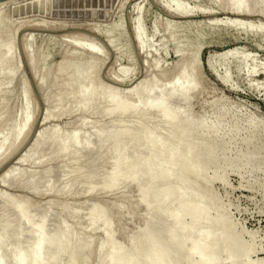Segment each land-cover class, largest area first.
<instances>
[{
    "label": "rangeland",
    "instance_id": "obj_1",
    "mask_svg": "<svg viewBox=\"0 0 264 264\" xmlns=\"http://www.w3.org/2000/svg\"><path fill=\"white\" fill-rule=\"evenodd\" d=\"M172 3H176L184 12L179 16L166 12L163 5ZM232 3L236 6L237 0H0L1 264L2 262L4 264H18V255L21 258L20 260H22V264H31L32 245H34L32 235L38 226L35 223H39L37 221L39 218L40 220L42 218H44L42 220H45L43 225H41L42 221L39 220L38 228L41 226L42 228L40 229L42 230L45 225L44 230L40 231V234L43 235V240L46 237L44 240L46 245L43 244L45 246H42L43 250L39 253L40 258H42V260L39 258L40 264H69L70 260V264H99L100 256L98 255L107 254L111 249L110 247H117L116 245L119 244V241L121 245H124L122 246L123 249H126L125 252L123 250L124 254L126 253L125 255L122 252L119 255H123L122 258L130 259L133 263H140L143 258L142 254H144L142 252L150 247L151 251L157 250L155 252L152 251L154 254L159 252L161 258L158 253L157 256L159 258L156 257L159 260L161 259L163 264H173L174 262L175 264H180L181 261L182 264L186 262V264H192L195 258L187 255L185 257L184 255V253H188V241L184 243L180 241L182 244L178 243L181 245L177 243L178 245L175 244L174 246L176 249L174 247L170 249L167 247L168 243L165 242L166 240L162 237H157L156 234V229L166 223L168 210L165 208L167 204H174L172 207H175V205H178L177 202H184L181 200L176 202L178 194L181 192L180 187L176 188V190L172 189L171 193L169 192L166 195L169 198L174 193V197L170 198L171 200L163 196V191L158 192L157 190L158 196H156V191H154L155 193L150 191L152 196L149 192L145 193V196L149 194V197L146 198L148 199V202L146 201L148 205L144 200L145 206L140 199V192H138V188H144L143 185L147 186L146 177L141 175L143 173V168L141 167L139 168L141 171L136 170L137 173L135 172V175L137 178L134 177V179L136 178L142 187L140 185L137 186L138 182L136 179L134 180L136 182H126L122 176L118 181L120 183L118 185V187L120 186L119 188L114 187L107 190L101 188L98 184L99 180H97L98 183L97 181L89 180L90 174L97 175L99 173V177L102 178L106 176L108 174L107 162L112 158L114 160L115 156L117 157L115 159H122L125 156L126 160L130 159V161L125 160L126 162L133 160L135 162L136 158L144 159L148 156L143 155L144 153H152V149L150 150L145 144L143 145L145 139L139 136L137 127L134 130V127L130 126L124 131L121 127H116L114 130L111 128L112 124L117 121L122 120L121 122L128 123V121L138 120L137 115H130L132 112L130 113L126 103L129 99L130 101L137 100L138 102L136 101L135 103H139L141 99L145 100L144 102L142 101L143 103L137 104L139 108L141 107L140 112H144L142 107H148L149 104L154 105L156 108L159 106L158 103H160L158 109H163L162 106L165 109L168 107L167 104H170V108L168 107L165 112L171 119L173 113L172 129L176 127V131L178 128L176 132L172 131L174 139L178 137V143L181 141L183 145L184 143L189 144V146L185 144L186 146L184 145V147L179 143L185 149L189 147L187 150L191 151V154H193L192 150L199 154L194 153L197 156L193 154L192 160L195 159V162L197 160L201 166L203 161L198 156L202 155V153L205 157L202 156L201 158L204 157L207 163L210 161L214 162H210L211 165L206 163L204 167L199 166L201 170L207 171V174H211L213 171L210 170L213 169L219 171L222 168V170H225L223 175L218 174L222 178L213 181L211 187L217 197L219 196V200L223 201L221 203H224L223 206L227 210L223 214L220 213L221 216L224 215L222 217L225 220H229L226 223L231 221L230 224H234L235 230L243 233V235L241 234L243 238L242 241L240 239L238 242V240L229 239L230 237L224 234L226 235L224 237L225 240L221 237L223 239L221 241H226L228 237L229 241L227 243L230 246L242 242L241 245L243 247L240 245L239 247L236 244V247L232 245L231 247L233 248H231L225 242V245L229 248V250H226L227 247L223 245L225 246L223 250L227 251L226 253L221 250L222 248H219V250L224 253L219 252L217 248V255L214 249H210L211 254L208 250L207 254L213 257H222L221 260L217 257L220 262H217L218 264H227L230 261L229 259L232 258L237 260L238 257L236 256L238 253L241 254L240 252L243 250H245L243 252L250 253L248 260L257 258V264L260 262V258H264V0H241L242 7L245 10L240 15L234 12ZM228 4L231 5L229 6ZM168 20L176 21L177 25H170L172 29H168ZM234 21L237 23H234ZM109 39L113 41V45L109 44ZM140 41L142 43L140 44L141 49L138 47ZM184 65L189 75L184 82L187 85H182L183 83L178 82L175 84V79L172 78H176L178 71H181L179 67ZM170 80L173 83L172 86L175 87L177 85L176 87L178 88L180 85L183 91H180V87L178 88L179 92H177L176 87L172 88ZM189 81H192L191 84L193 83L194 87L189 86V88H194L193 92L192 89L188 88ZM88 84V89H86L85 86ZM183 87L189 90H187L189 92L188 95L186 94L188 92L185 93L186 90ZM133 89L135 93L137 92L140 95L133 94L131 92L134 91ZM156 89L158 92H156ZM84 90L85 92H87L86 90L91 92V94L86 93L87 96L89 94V97L84 95L87 99L89 98L88 100L81 94ZM106 91L110 93L108 95L111 100H107L109 97L105 93ZM174 92L177 94L176 96H174ZM180 92L185 94L181 95ZM146 93L152 94L147 95ZM172 94L174 97H170ZM103 95L105 99H102ZM185 95L190 97H185ZM114 97L119 99L118 103L114 102ZM168 97H170L171 101ZM150 98H157L158 100L153 99L154 101H152ZM164 98L166 100L165 104L162 102ZM147 99H150L152 104ZM121 101H124L127 108L123 116H113V114L106 113L111 106L121 107L125 105ZM147 107L143 108L146 110ZM88 108H90L89 111L87 110ZM169 109L170 111H168ZM126 112L128 113L126 114ZM25 113L27 115L25 126L21 133L15 137L17 128L21 124ZM120 117L124 118L118 120ZM177 117L179 121L181 119L182 122L186 123L187 130L184 123L182 124V122L176 120ZM175 120L176 122L178 121L176 126H174ZM178 123H181L183 127ZM105 125H109L107 126L108 128H105ZM194 125L196 127L199 126V130L201 132L204 131V135H201L203 133L199 134L200 131ZM201 125L204 126L202 127ZM109 128L113 131L117 129L116 132L118 130L121 131L118 134L114 132L115 136H113V131L111 133ZM179 128H182L180 129L181 131ZM97 130L103 131L97 133ZM93 131L99 136L101 135V137L97 136L98 138L96 139L97 134ZM122 133L123 135H121ZM176 133L177 137H175ZM189 133H193V136L189 135ZM178 134L179 136L183 134V136L179 137ZM198 134L200 138H198ZM104 135L107 137H104L106 142L109 139L107 143L103 140ZM132 135L133 138L136 135L137 139L134 138L133 140L130 138ZM69 137L70 139L74 137L72 139L73 143L70 142L71 140L68 143ZM64 138L67 139V142H64ZM191 138L192 140H189ZM204 138H206V141L208 139L211 140L205 142ZM128 139L130 142L131 140L132 142L137 141L130 143ZM220 139H222V142ZM200 140H204L201 142L203 145L199 143ZM212 140H216L215 142L220 141L215 143ZM63 142L67 145L69 144L70 148H72L67 147V151V145ZM208 142L210 145L208 144L207 148ZM124 143L132 144L130 145L131 148ZM79 144L82 147H79ZM98 144L99 146L102 145L100 146L101 148L103 147L101 150L97 146ZM200 144L201 146H198ZM63 145H65V151L70 153H63ZM116 145L120 148V152L123 150L122 153H118V150L116 152L115 149L118 148ZM214 145L216 148H213L215 147ZM219 145L223 146V148L220 149ZM113 146L114 149L111 150ZM140 146L142 150H140ZM95 148H99L98 151H95ZM138 148L139 150H137ZM201 148H204L203 150L206 152L209 150L212 153L203 152ZM197 149L201 150V152L196 151ZM214 149L220 151L219 153L217 151L220 161L216 160L217 156L213 154L214 152L216 153ZM58 150L62 151L65 156ZM110 150L114 154L115 152L116 154H121V157L113 153L112 157H108L111 154ZM129 151L131 153L128 154ZM137 151L141 157L136 155ZM124 152L126 155L128 154V158ZM134 152L136 153L134 154ZM241 153H244V155L248 153L245 155L247 161L243 158L244 155L240 156ZM131 154V157H137L132 159L130 157ZM237 155L242 160L238 158L239 161L236 157ZM207 156L212 157L208 158ZM226 156L227 158H225ZM70 157L72 160H70ZM227 159L228 161H226ZM236 160L237 162H235ZM215 161L219 163H215ZM232 161L235 162V165H231L233 164ZM235 166H237V169ZM206 167L209 171L206 170ZM122 169L120 174H125L126 171L124 172ZM104 172H106V175ZM139 173L141 174L139 175ZM186 173L189 176L191 175L190 178L192 177V179L189 178L190 180H188ZM186 173L182 177V183L185 184L190 181V183L187 182L188 185L191 184L188 188L190 187L189 189H191L192 186L191 190L194 192V189L198 187L199 189L195 193L198 194L199 191V193H202L204 186L201 182L192 173ZM180 175L182 176L183 174L181 173ZM186 179L187 181H185ZM195 179L198 181H194ZM88 184H91L93 188L90 192L86 191ZM169 184L172 183L170 182ZM174 184L176 185L177 183H173V187L175 186ZM183 185L181 186L182 190H184L183 187L186 184ZM136 193L139 194L137 195ZM158 193L161 194L159 195ZM159 197L160 199H158ZM162 197L166 198V201H162ZM157 199L158 201H155ZM171 201H174V203ZM161 202H165L166 206L164 203L162 205ZM139 203L142 204L139 205ZM189 203L191 201H185L181 204L183 207L178 205L175 209L184 211L183 208L185 207L184 209H186L190 205ZM22 205H26L24 211L28 213L25 217L23 215L24 218H22L21 214L24 213L23 208H19ZM157 205L161 206V208H157ZM171 205L169 204L167 207L169 208ZM149 206L152 209L149 210L153 211L151 212L153 213L151 214L152 217L154 215L155 217L153 219L148 218V220L146 215L151 216L148 213L149 210H147ZM16 207L19 209L17 210ZM90 207H93V209ZM141 207L145 209H141ZM225 209L222 207V211ZM156 211H161L160 214L162 215L156 214ZM26 212L25 215L27 214ZM226 212L228 218L230 217L229 219L226 217ZM17 213L21 214V219ZM216 213L215 210L210 211L211 216ZM165 214L166 216L163 218ZM156 215H160L159 218ZM145 216L149 222L150 230H154L155 234L151 231L149 233L148 228L145 231L139 228L143 225ZM154 220L156 222L159 221L156 223ZM102 222H105V225ZM109 225L111 226L110 232L114 234L111 233L112 236L110 234V242L104 245L106 228ZM105 226L107 227L105 228ZM233 227L231 229H234ZM65 230H67V233L64 232ZM63 232L69 235L65 234L62 238ZM147 232L154 234L150 235L152 238H148ZM126 233H129V235ZM143 234L146 237L144 236L142 240H139ZM155 236L158 238L159 244H154L155 247L153 248L150 243ZM68 238L69 242L64 241L68 240ZM157 240L153 239V243L157 242ZM232 240L235 241L230 243ZM131 242L136 245L134 249ZM149 244L150 246H148ZM137 245L140 246V249ZM143 245H146L147 248ZM104 246L107 247L105 248L106 252L108 251L107 253L103 251ZM128 246L130 254L127 251ZM178 246L180 249L181 247L185 248V252L180 250ZM63 247L65 248L64 250ZM115 248H113L114 251L112 250L114 252L112 254L113 262L118 258ZM235 248L237 251H235ZM241 248H243L242 251ZM178 249L184 253L179 252ZM212 250L214 251L212 252ZM233 251L234 254L236 252L235 257L232 255ZM42 252L44 253V255L42 254L43 256H41ZM127 252L129 254L128 257ZM218 252L222 253V255L218 254ZM68 253L70 256L67 255ZM176 255L178 257L180 255V259L183 260L178 258L179 262ZM183 255L184 257L181 258ZM134 256L137 260L140 257L138 260L140 262L134 260ZM184 258L185 261L189 259L185 262ZM217 258L216 261L218 260ZM225 258H228L226 262L224 261L226 260ZM194 261L196 262V260ZM194 261L193 264H195ZM237 262L234 263L238 264ZM144 263L142 259L141 264ZM253 263L256 264L255 261Z\"/></svg>",
    "mask_w": 264,
    "mask_h": 264
},
{
    "label": "bare ground",
    "instance_id": "obj_2",
    "mask_svg": "<svg viewBox=\"0 0 264 264\" xmlns=\"http://www.w3.org/2000/svg\"><path fill=\"white\" fill-rule=\"evenodd\" d=\"M2 3V2H1ZM229 3V2H228ZM231 3V2H230ZM235 3V2H234ZM234 3H232V5L234 4ZM243 3V2H242ZM241 3V0H237V3H236V6H234L233 8H234V12L236 13V14H243V12H244V8L242 7V4ZM262 3V2H261ZM254 4V2L252 3V5ZM162 5V4H161ZM229 5V4H228ZM231 5V4H230ZM229 5V6H230ZM256 5V4H255ZM254 6V5H253ZM163 7L166 9V12H169V13H171V14H173V15H176V16H179L180 14H182L184 11H182L180 8H179V6L176 4V3H172V4H170V5H166V4H164L163 5ZM162 7V8H163ZM260 7V6H259ZM87 8V7H86ZM231 8H232V6H231ZM230 8V9H231ZM255 8V6L253 7V9ZM257 9V8H256ZM187 10V9H186ZM232 10V9H231ZM230 10V11H231ZM245 13H246V11H245ZM177 18V17H176ZM173 23V24H172ZM234 23H237V22H235L234 21ZM241 23V22H240ZM168 26H167V28L168 29H172V27L170 26V25H177V22L176 21H173V20H168ZM137 33V32H136ZM171 35V34H170ZM138 38V37H137ZM108 42H109V44L110 45H113V41L111 40V39H109L108 40ZM140 44H142L141 43V41L139 42V45H138V47L140 48ZM115 49V48H114ZM141 49V48H140ZM194 57V56H193ZM195 57H197V56H195ZM196 59V58H195ZM195 59H192V60H195ZM196 61H197V59H196ZM195 61V62H196ZM197 63V62H196ZM180 66V65H179ZM195 66H196V64H195ZM197 66H198V64H197ZM182 68V69H181ZM196 68V67H195ZM179 69L181 70V71H178V73L176 74L177 76H175L176 78H172V79H175L174 81H175V84H176V82H178V83H183L182 85H187V84H185L184 82L187 80V78L189 77V75H188V73H187V69H186V67H185V65L184 66H182V67H179ZM178 70V69H177ZM177 72V71H176ZM180 72V73H179ZM190 73V72H189ZM173 76V77H174ZM81 78V77H80ZM148 79V78H147ZM189 80H190V78H189ZM153 81V80H152ZM193 81V80H192ZM191 81V82H192ZM188 82V81H187ZM190 82V81H189ZM191 82L189 83V84H191ZM143 83V82H142ZM146 83V82H145ZM151 83V82H150ZM170 83H171V80H170ZM177 83V84H178ZM87 84V83H86ZM161 84V83H160ZM174 84V85H175ZM188 84V88H189V86L191 87V86H193L192 84L191 85H189ZM173 85V83H171V87L173 88L174 86H172ZM89 86V84L87 85V86H85L86 87V89H88L87 87ZM143 86V85H142ZM177 86V85H176ZM175 86V87H176ZM169 87V86H168ZM174 87V88H175ZM179 87L181 88L180 89V91H183L182 90V87L179 85ZM178 87V88H179ZM194 87V86H193ZM167 88V87H166ZM177 88V87H176ZM177 88V92H179V89ZM137 89V88H136ZM150 89V88H149ZM171 89V88H170ZM183 89L184 90H186L185 91V93L186 92H188L189 90L186 88H184L183 87ZM190 90L192 89V88H189ZM134 90V89H133ZM164 90H165V88H164ZM188 90V91H187ZM193 90H194V88L192 89V92H193ZM87 92H85V90H84V92H85V94H83V93H81L83 96L84 95H86V93H89V94H91V92H89V90H86ZM173 91H175V89H173ZM133 94H135V95H137L138 93L136 92L135 93V90L134 91H131ZM156 92H158L157 91V89H156ZM160 92V91H159ZM170 92H172V90H170ZM105 93H107V91L105 92ZM104 93V94H105ZM141 93V92H140ZM173 93V92H172ZM183 93V92H182ZM184 93V94H185ZM89 94H88V96L86 95V97H89ZM103 94V93H102ZM108 94H110V93H107V95ZM147 94V93H146ZM148 94H152V93H148ZM147 94V95H148ZM174 94H175V92H174ZM180 94H181V92H180ZM179 94V95H180ZM184 94H181V95H184ZM187 95L189 94V92L188 93H186ZM98 95V94H97ZM106 95V96H107ZM114 95V94H113ZM113 95H111V97H113ZM132 95V94H131ZM130 95V97H132ZM138 95H140V94H138ZM146 95V96H147ZM165 95V94H164ZM177 94H175L174 96H176ZM187 95H185V97H190V96H187ZM91 96V95H90ZM99 96H100V94H99ZM102 96V95H101ZM115 96V95H114ZM152 96V95H151ZM154 97H156L155 95H153ZM157 96H158V93H157ZM160 96V95H159ZM163 96V95H162ZM171 96H173V94L172 95H170V97ZM173 96V97H174ZM82 97V96H81ZM85 97V96H84ZM84 97H82V98H84ZM85 97V98H86ZM108 97H109V95H108ZM134 97V96H133ZM148 97V96H147ZM164 97V96H163ZM170 97H168V99L170 98ZM184 97V96H183ZM185 97H184V99H185ZM84 98V99H85ZM115 99H114V102H119V99L117 98V97H114ZM135 98H136V96H135ZM135 98H133V100H135ZM149 98V97H148ZM180 98V97H179ZM87 99V98H86ZM89 99V98H88ZM87 99V100H88ZM100 99H101V97H100ZM102 99H105V96L103 95V98ZM111 100V98L109 97L107 100ZM118 99V101H116ZM137 99H138V96H137ZM141 99V98H140ZM151 99V98H150ZM147 99V100H149L150 101V103H151V100L152 101H154L153 99H157V98H153V99ZM167 99V98H166ZM172 99V98H171ZM187 99V98H186ZM158 100V99H157ZM164 100H165V98H164ZM164 100L162 101L163 102V104H165L166 103V100H165V102H164ZM170 100V99H169ZM178 100V99H177ZM101 101V100H100ZM127 101V100H126ZM125 101V102H126ZM137 101V100H136ZM136 101H130V99H129V101L128 102H126L127 104H128V110L130 111V113L132 112V114H130V115H137V117H138V120L137 121H131V122H129L128 121V123L127 122H121L122 120V118H124V117H120V118H118V120L120 119L121 121H117V122H112L113 124H112V129L114 130L116 127L117 128H119V127H121V129H123V131L124 130H127V128L128 127H130V126H133L134 127V130H136L135 129V127H137V129H139L138 131L139 132H137L138 134H139V136H141V137H143V139H145V141H144V143H143V145L145 144L148 148H150V150L152 149V153L150 152V153H147V154H143V155H148L147 157H145L144 159H137L136 157L137 156H135V157H131L132 156V154L130 155V157L133 159H135L136 158V161L134 162V160L133 161H131V162H126L127 160H126V158H122V159H115V158H117L116 156L114 157V160H113V158L111 159V160H108V162H107V166H108V174L106 175V172H104V174L106 175V176H104L103 178L102 177H99V173L97 174V175H95V174H90V176H89V180L90 181H92V180H94V181H97V180H99V183H98V181H97V183L101 186V188L102 189H113L114 187H118V185L120 184V183H118V181H119V179H120V177L122 176V177H124L125 178V180H126V182H136V181H134L136 178H137V176L135 175V172H136V170L138 169L139 170V168L141 167V168H143L142 170H143V173L141 174V173H139V175L141 174L142 176L144 175L145 177H146V179H147V186L145 187L144 185H143V187L144 188H138V192H140V199H141V201H142V203L143 204H145V202L148 200V199H146L147 197H149L148 195L149 194H147V196H145L146 194L145 193H147V192H149V193H151L150 195L152 196V192H150V191H156V196H158L157 195V190H158V192L159 191H163L164 193H163V196H165L166 198H168L166 195H168V193L170 192L171 193V190L172 189H175L176 190V188H178V187H180L179 189H181V192H179V194H178V192H176L177 194H178V198H177V200H176V202L177 201H191V203H189L190 205L189 206H187V208L186 209H184L183 208V210L184 211H177L175 208H177L178 207V205L180 206L181 204H183L184 202H177L178 203V205H175V207H172V206H174V204L173 205H171V203H169V200H168V203L171 205V207H167L169 204H167V206H166V204H165V202H161L162 203V205H163V203H164V205L166 206V210H168V215H167V218H166V223H163V225H162V227H158L156 230V234H157V237H162V238H164L166 241L165 242H167L168 243V245H167V247H169L170 249H171V247H174L175 246V244H177L178 242H180V241H182L183 243L184 242H187L188 241V244H189V247L188 246H186V247H188V253L187 254H185L184 252H185V248L183 249L182 247H181V249H180V247H179V249L180 250H184V252H182V251H180L179 249V252H182V253H184V255H185V257H186V255L187 256H189V257H193V258H195L194 260H196V262H195V264H216L217 262H219V259L221 260L222 259V257L220 258V256H215L218 260L216 261V258L215 257H213L212 255H210L211 254V252H210V249H214L215 250V252H216V250H217V248H218V250H219V248H222L221 250H223V248H225V246L227 245V244H229V243H227V241H229L228 240V237L226 238V241H221V240H223L224 239V237H226V235L227 236H229L230 238L229 239H235L236 241L238 240V242H239V240L240 241H242V236H241V234L243 235V233H241V232H239V231H236L235 230V228L233 227L234 226V224L232 225V223L230 224V222H228V223H226L227 221H229V220H225V218L224 217H222V216H224V215H222L221 216V214L220 213H222L223 214V212L224 211H227L225 208H224V206H223V204L221 203V201L219 200L220 198H218L217 197V194H215V192L213 191V189H212V183H213V181H215V180H220L221 178H220V176L218 175V174H221V175H223L224 174V169L222 170V168L218 171V170H210V171H213V172H211V174L209 173V174H207V171H204V169L203 170H201L200 168H199V166H201L200 164H198V161L196 160V162H195V159L194 160H192L193 158V154L194 153H197V152H195L194 150H192V152H193V154H191L187 149L189 148H187V149H185L184 147L186 146V145H188L189 146V144H186V143H184V145L181 143V141H180V139H179V143H181L183 146H181V144H179L177 141V139H178V137H177V133H176V136L175 137H177L176 139H174V136H173V130L175 131V128L176 127H174V129H172V125H173V122H172V119H173V113H172V119L169 117V115L165 112V111H167V109H168V107L170 108V104L168 105L167 104V106L168 107H166V105H165V109H164V106H162L163 107V109L161 108V109H158V107L160 106V103H158V107H156L155 108V106L154 105H150L149 104V106L147 107V106H143L144 108L145 107H147V109L145 110L143 107H142V109H143V111L144 112H140V108H139V103L140 102H142L143 101V99H141V101H139V103H135ZM145 101V100H144ZM143 101V102H144ZM149 101H148V103H149ZM171 101V100H170ZM85 102V101H84ZM106 102V101H105ZM111 102V101H110ZM113 102V101H112ZM113 102V103H114ZM122 102V101H121ZM120 102V103H121ZM138 102V101H137ZM142 102V103H143ZM147 102V101H146ZM156 102V101H155ZM159 102V101H158ZM173 102V101H172ZM116 103V104H117ZM123 104H125L124 103V101L122 102ZM154 103V102H153ZM89 104V103H88ZM98 104V103H97ZM115 104V105H116ZM138 104V105H137ZM145 104V103H144ZM152 104V103H151ZM156 104V106H157V102L155 103ZM85 105V104H84ZM142 105V104H141ZM77 106V105H76ZM80 106V105H79ZM111 106V105H110ZM118 106H120L119 104H118ZM125 106V107H124ZM83 107H86V106H83ZM89 107V106H88ZM77 108V107H76ZM81 108H82V106H81ZM91 108V107H90ZM90 108H88L87 110L89 111L90 110ZM78 109V108H77ZM83 109V108H82ZM86 109V108H85ZM106 109V108H105ZM104 109V110H105ZM126 104L125 105H122L121 107H110V108H108V110H107V112L106 113H109V114H113V116L115 115V116H118V115H124V113H125V111H126ZM173 109V108H172ZM24 110V109H23ZM26 110V109H25ZM99 110V109H98ZM103 110V111H104ZM127 110V111H128ZM177 110V109H176ZM92 111V110H91ZM94 111V110H93ZM168 111H170V109L168 110ZM24 112V111H23ZM102 112V111H101ZM100 112V113H101ZM172 112V111H171ZM173 112L174 113H176L175 112V110H173ZM105 113V112H104ZM104 113H102L103 115H104ZM128 112H126V114H127ZM169 113V112H168ZM178 113V112H177ZM85 114V113H84ZM109 114H107V115H109ZM125 114V115H126ZM142 114V115H141ZM171 114V113H170ZM102 116V115H101ZM105 116H106V114H105ZM176 116H178V115H176ZM175 116V117H176ZM112 118V117H111ZM129 118V117H128ZM133 118V117H132ZM26 119H27V115H26V113L24 114V116H23V120L21 121V124L18 126V128H17V131H16V134H15V137H17L20 133H21V131H22V129L24 128V126H25V122H26ZM117 119V118H116ZM137 119V118H136ZM179 118L177 117V119L176 120H178ZM189 119V118H188ZM174 120V119H173ZM176 120L174 121L175 123H174V126H176L177 125V122L179 121H177L176 122ZM195 120V119H194ZM114 121V120H113ZM124 121V120H123ZM192 121V120H191ZM196 121V120H195ZM111 122V121H110ZM109 122V123H110ZM179 122H182V120L180 119V121ZM85 123V122H84ZM185 124V129L187 130V128H186V123L185 122H182V124ZM201 123V122H200ZM108 124V123H107ZM179 124V123H178ZM181 123L179 124V125H181L182 127H183V125H182ZM202 124V123H201ZM101 126H102V124H100ZM99 125V126H100ZM110 125V124H109ZM109 125H107V126H109ZM188 125V124H187ZM191 125V124H190ZM193 125V124H192ZM196 125H200V124H196ZM196 125H194L195 127H196ZM209 125V124H208ZM106 125H105V128H108ZM180 126V127H181ZM202 127L204 126V125H201ZM216 126V125H215ZM102 127H104V126H102ZM188 127H190V126H188ZM199 127V126H198ZM198 127H196V128H198ZM101 128V127H100ZM105 128H103V129H105ZM124 128H126V129H124ZM194 128V127H193ZM77 129H78V127H77ZM110 129V128H109ZM112 129H110L111 130V133H112ZM180 129H182V128H179V130ZM184 129V131H186ZM191 129V128H190ZM189 129V130H190ZM205 129V128H204ZM108 130V129H107ZM178 130V128L176 129V131ZM188 130V131H189ZM194 130V129H193ZM198 130H199V128H198ZM201 130H203V129H201ZM206 130H207V128H206ZM103 130H97V133L98 132H102ZM117 131V129L115 130V131H113V133H112V135L113 136H115V134H114V132L116 133V134H118L120 131L118 130V132H116ZM175 131V132H176ZM181 131V130H180ZM197 131V130H196ZM200 131V130H199ZM72 132V131H71ZM94 132V131H93ZM109 133H110V131H108ZM179 132V131H178ZM192 132V131H191ZM75 134H76V132H74ZM95 133V132H94ZM97 133H95V134H97ZM173 133V134H172ZM193 133H195V132H193ZM193 133L191 134V133H189V135H192L193 136ZM201 133H203V134H201ZM62 134V133H61ZM71 134H73V133H71ZM78 134V133H77ZM93 134V133H92ZM95 134H93V135H95ZM136 134V133H135ZM184 134V133H183ZM183 134L181 135V136H179V134H178V136L179 137H182L183 136ZM188 134V133H187ZM199 134H201V135H204V131L203 132H201L200 131V133ZM198 134V138H200L199 135ZM53 135V134H52ZM70 135V134H69ZM68 135V136H69ZM107 136H108V134H106ZM112 135H110L111 137H113ZM121 135H123V133L121 134ZM185 135V134H184ZM211 135V134H210ZM57 136V135H56ZM72 136H74V135H72ZM71 136V137H72ZM97 136H99L98 134L96 135V139L98 138ZM129 136H130V134H129ZM138 136V135H137ZM173 136V137H172ZM186 136V135H185ZM195 136V135H194ZM205 136H206V134H205ZM42 137V136H41ZM78 137H79V135H78ZM99 137H101V135L99 136ZM104 137H106L105 135L103 136V140H104ZM117 137H119V136H117ZM124 137V136H123ZM126 137V136H125ZM203 137V136H202ZM201 137V138H202ZM74 138V137H73ZM73 138H71L70 139V137H69V139H68V143H69V140H71L70 142H72V139ZM94 138V137H93ZM107 138V137H106ZM119 138H122V137H119ZM130 138H132L133 140H134V138L135 139H137L136 138V135H135V137L133 138V135L130 137ZM183 138H185V137H183ZM193 138V137H192ZM192 138L191 139H189V140H192ZM220 138V137H219ZM41 139V138H40ZM65 139V138H64ZM83 139H85V138H83ZM100 139V138H99ZM125 139V138H124ZM123 139V140H124ZM140 139V138H139ZM138 139V140H139ZM195 139V138H194ZM205 139V142H207L208 140H211V139H208L207 141H206V138H204ZM77 140H78V138H77ZM141 140V139H140ZM182 140V139H181ZM186 141H187V139H185ZM196 140H198V139H196ZM221 140V142H222V139H220ZM219 140V141H220ZM67 142V139H65L64 140V142ZM80 141H81V139H80ZM88 141H89V139H88ZM102 141V140H101ZM105 141V140H104ZM108 141H109V139H108ZM107 141V142H108ZM128 141H129V139H128ZM128 141H126V142H128ZM135 141H137V140H135ZM134 141V142H135ZM183 141H184V139H183ZM204 141V140H203ZM202 140H200V142L199 143H201V142H203ZM213 141V140H212ZM216 141V140H215ZM215 141H213V142H215ZM219 141H217V142H219ZM63 142V143H64ZM82 142V141H81ZM86 142V141H85ZM106 141H105V143H107ZM120 142V141H119ZM130 142V141H129ZM128 142V143H129ZM134 142H132V140H131V142L130 143H134ZM188 142V141H187ZM191 142V141H190ZM189 142V143H190ZM194 142V141H193ZM192 142V143H193ZM217 142H215V143H217ZM249 142V141H248ZM52 143V142H51ZM73 143V142H72ZM72 143H70V144H72ZM84 143V142H83ZM83 143H82V145H83ZM89 143V142H88ZM87 143V144H88ZM99 143H101V142H99ZM115 143V142H114ZM128 143H124L125 145H128ZM196 143V142H195ZM198 143V142H197ZM57 144V143H56ZM65 145H67L66 143H64ZM86 144V143H85ZM91 144H93V143H91ZM90 144V145H91ZM123 144V143H122ZM136 144V143H135ZM202 144V143H201ZM201 144L200 145H198V146H201ZM206 144V143H205ZM208 144H209V142L207 143V148H208ZM211 144H214V143H211ZM219 144H221V143H219ZM223 145H224V143H222ZM65 145H63V147L65 146ZM69 145V144H68ZM66 146V149H67V147H69L70 148V145L69 146ZM73 145V144H72ZM78 145V144H77ZM80 145V144H79ZM130 145H132V144H129L128 146H129V148H131L130 147ZM194 145V144H193ZM203 145V144H202ZM210 145V144H209ZM217 145V144H216ZM54 146V145H53ZM98 147H100V146H102V145H100L99 146V144L97 145ZM105 146V145H104ZM117 146V145H116ZM136 146V145H135ZM197 146V145H196ZM215 146V145H214ZM220 146V145H219ZM75 147H77V146H75ZM79 147H82L81 145L79 146ZM78 147V148H79ZM108 147V146H107ZM118 147V146H117ZM141 147V146H140ZM139 147V148H140ZM192 147V146H191ZM190 147V148H191ZM203 147V146H202ZM205 147V146H204ZM221 147V146H220ZM61 148H62V146H61ZM60 148V150H62ZM72 148V147H71ZM70 148V149H71ZM94 148V147H93ZM97 148V147H96ZM95 148V151L97 150L98 151V149H96ZM103 148V147H102ZM101 147H100V150L102 149ZM116 148V147H115ZM119 148V147H118ZM118 148H116L115 150H116V152H117V150H118V153L120 152V148L118 149ZM126 148H127V146H126ZM125 147H124V149H126ZM135 148V147H134ZM137 148V147H136ZM139 148L137 149V150H139ZM194 148V147H193ZM206 148V147H205ZM207 148H206V150H207ZM213 148H216V146L215 147H213ZM219 148V147H218ZM223 148V146L220 148V149H222ZM64 149V152L63 153H65V154H67V153H70V152H67L68 151V149H67V151H65V147L63 148ZM69 149V150H70ZM74 149V148H73ZM72 149V150H73ZM112 149H114V146H113V148H111V150ZM123 149V148H122ZM198 149H200V148H198ZM196 150V151H198L199 153L201 152V150L199 151V150ZM202 149V151L203 152H206V151H204L203 149L204 148H201ZM50 150V149H49ZM77 150V149H76ZM110 150V151H111ZM115 150H113V151H115ZM140 150H142V147H141V149ZM209 150H210V146H209ZM209 150H208V152H209ZM212 150V149H211ZM216 149H214V151H215ZM59 151V150H58ZM63 151V150H62ZM62 151H59V152H61L62 153ZM80 151H81V149H80ZM94 151V150H93ZM125 151V150H124ZM130 151H131V149H130ZM128 152V154L129 153H131V152ZM135 151V150H134ZM213 151V152H214ZM217 151L218 150H216V153L214 152L213 154H215L216 156H217V158H216V160L218 161L219 160V154L217 155ZM73 153H74V151H72ZM116 152H115V154H116ZM123 152V150H121V152L120 153H122ZM132 152H133V150H132ZM142 152V151H141ZM208 152H206V153H208ZM220 151H218V153H219ZM224 152V151H223ZM52 153V152H51ZM62 153V154H63ZM72 153V154H73ZM77 153V152H76ZM79 153H81V152H79ZM104 153V152H103ZM113 152L111 151V154H109V151H108V154L110 155H108V157H112L111 155H113L112 154ZM116 154L118 157H121L120 155L121 154ZM136 152H134V154H135ZM140 153V152H139ZM205 153V154H206ZM209 153H212L211 151L209 152ZM249 153V152H248ZM248 153H246V154H248ZM252 153V152H251ZM38 154V153H37ZM58 154V153H57ZM56 154V155H57ZM72 154H70V155H72ZM114 154V155H115ZM124 154L126 155V153L124 152ZM128 154L126 155V157L128 158L129 156H128ZM198 154V153H197ZM197 154L195 155V156H197ZM213 154H212V156H213ZM221 154V153H220ZM245 154V155H246ZM258 154V153H257ZM41 155V154H40ZM56 155H54V156H56ZM64 155V154H63ZM69 155V154H68ZM95 155V154H94ZM98 155V154H97ZM136 155H139L138 154V151H137V154ZM199 155V154H198ZM224 155V154H223ZM222 155V156H223ZM226 155V154H225ZM242 155H244V153L242 154H240V156H242ZM245 155H244V157L243 158H245ZM251 155V154H250ZM249 155V156H250ZM65 156V155H64ZM80 156H82V155H80ZM194 156V157H195ZM202 156H204V154L202 153V155H200V156H198L199 157V159L201 160V161H203L202 162V166L201 167H204L205 165L204 164H206L207 162H206V160H205V156L203 157V158H201ZM212 156H210V157H212ZM252 156H253V154H252ZM107 157V156H106ZM138 157H141L140 155L138 156ZM208 157V156H207ZM206 157V158H207ZM210 157H208V158H210ZM214 157V156H213ZM237 157V159L239 158V156L237 155L236 156ZM254 157V156H253ZM78 158V157H77ZM220 158H221V155H220ZM223 158V157H222ZM225 158H227V156L225 157ZM198 159V160H199ZM211 159H213V158H211ZM232 159V158H231ZM239 159H241L242 160V158L240 157ZM238 159V160H239ZM246 159V158H245ZM248 159H249V157H248ZM250 159H252V158H250ZM70 160H72L71 159V157H70ZM76 160V159H75ZM104 160H106V158H104ZM126 160V161H125ZM192 160V161H191ZM221 160H224V159H221ZM128 161H130V159L128 160ZM200 161V162H201ZM208 161H210L209 159H208ZM217 161H215V163H219V162H217ZM220 161V160H219ZM226 161H228V159L226 160ZM240 161V160H239ZM238 161V162H239ZM246 161H247V159H246ZM132 162H134V163H132ZM211 162V161H210ZM210 162L209 163H207V164H210ZM223 162H225V161H223ZM230 162V161H229ZM228 162V163H229ZM233 162V161H232ZM235 162H237V160L235 161ZM235 162H233V164H231V165H235ZM244 162H245V160H244ZM211 163H214V162H211ZM242 163V162H241ZM240 163V164H241ZM229 164V165H230ZM237 164V163H236ZM248 164V163H247ZM211 165V164H210ZM218 165V164H217ZM216 165V166H217ZM76 166V165H75ZM103 166V165H102ZM208 166V165H207ZM219 167V166H218ZM221 167V166H220ZM224 167V166H223ZM226 167V166H225ZM230 167V166H229ZM236 167V169H237V166H235ZM123 168V169H122ZM207 168V167H206ZM208 168H210L209 166H208ZM208 168L206 169V170H208ZM216 168V167H215ZM91 169V168H90ZM121 169L125 172V174H120V171H121ZM125 169V170H124ZM217 169V168H216ZM235 169V170H236ZM84 170V169H83ZM139 171H141V169L139 170ZM181 171V172H180ZM209 171V170H208ZM11 172V171H10ZM102 172V171H101ZM186 172H189V174L190 173H192L193 174V176H195L200 182H201V184L204 186V189H203V191H202V193H199L198 192V194L197 193H195V191L197 190L198 191V187H197V189L195 188L194 189V192L191 190L192 189V186H191V189H189L188 188V186L189 185H191V184H187V182H189L190 183V181H187V179L185 180V181H187L185 184H186V189H185V187H183V189L184 190H182V188H181V186L184 184V183H182V181H183V176H184V173H186ZM137 173V172H136ZM183 174L182 176L180 175V174ZM101 174V173H100ZM103 174V173H102ZM187 175H188V173H186ZM10 175V174H9ZM69 175V174H68ZM101 176H103V175H101ZM142 176H140V177H142ZM189 176V175H188ZM187 176V178H188V180H190V179H192V177L190 178V176L188 177ZM134 177H136L135 179H134ZM145 177H143V178H145ZM185 177H186V175H185ZM184 177V178H185ZM4 178V177H3ZM47 178V177H46ZM181 178H182V180H181ZM190 178V179H189ZM96 179V180H95ZM194 179V178H193ZM43 180V179H42ZM122 180H124V179H122ZM137 180V179H136ZM139 180H141L140 178H139ZM176 181V182H172V181ZM198 180H194V181H198ZM121 181V180H120ZM184 181V182H185ZM194 181H193V183H194ZM137 182H138V180H137ZM141 183H142V180L140 181ZM143 182H144V180H143ZM146 182V181H145ZM177 183L175 186H177V187H173L172 186V184H169V183ZM191 182H192V180H191ZM35 183V182H34ZM88 183V182H87ZM90 183V182H89ZM95 183V182H94ZM96 183V184H97ZM96 184H95V187H96ZM144 184V183H143ZM146 184V183H145ZM184 184V185H185ZM89 185H91V184H88V186ZM138 185H140V183L138 182V184H137V186ZM183 185V186H184ZM197 185H199V184H197ZM196 185V186H197ZM86 187L87 188V190L86 191H88V192H90V191H92L93 190V188H92V185L91 186H89V187ZM141 186V185H140ZM139 186V187H140ZM120 187V186H119ZM118 187V188H119ZM127 187V186H126ZM142 187V186H141ZM201 188H202V186H200ZM85 188V187H84ZM188 188V189H187ZM179 189H177V190H179ZM96 190V189H95ZM200 190H202V189H200ZM115 191V190H114ZM174 191V190H173ZM87 193V192H86ZM103 193V192H102ZM155 193V192H154ZM173 193V192H172ZM137 194V193H136ZM136 194H135V196H136ZM139 194V193H138ZM137 194V195H138ZM159 195L161 194V193H158ZM174 194V193H173ZM170 195L169 196V198L168 199H170L172 196L174 197V195ZM177 194H175L176 196H177ZM131 195V194H130ZM133 195V194H132ZM219 195V194H218ZM104 196V195H103ZM145 196V197H144ZM175 196V197H176ZM139 197V196H138ZM135 198V197H134ZM163 198V197H162ZM165 198V199H166ZM158 199H160V197L158 198ZM158 199L157 200H155V201H158ZM164 198H163V200L162 201H166ZM174 199V198H173ZM172 199V200H173ZM144 200H145V202H144ZM152 201H153V199H151ZM150 200V201H151ZM171 200V199H170ZM23 201V200H22ZM149 201V202H150ZM160 201V200H159ZM131 202H132V200H131ZM148 202V201H147ZM146 202V203H147ZM154 202V201H153ZM152 202V203H153ZM172 202V201H171ZM175 202V203H176ZM223 202V201H222ZM142 203H139V205L140 204H142ZM151 203V202H150ZM158 203V202H157ZM161 203H159L160 205H161ZM172 203H174V201L172 202ZM187 203V202H186ZM24 204V203H23ZM155 204H156V202H155ZM188 204V203H187ZM21 205V204H20ZM134 205V204H133ZM147 205H148V203H147ZM185 205V204H184ZM232 205V204H231ZM25 206L26 205H22V207H19V208H23V211L25 210ZM92 206V205H91ZM145 206H146V204H145ZM150 206H152L151 204H150ZM149 206V207H150ZM154 206H156V205H154ZM158 206V205H157ZM177 206V207H176ZM182 206V205H181ZM15 207V206H14ZM13 207V208H14ZM95 207V206H94ZM149 207H147L148 209L147 210H149V209H151V207L149 208ZM161 208V206H158L157 208ZM164 207V206H163ZM183 207V206H182ZM222 207H223V209H225V210H223L222 211ZM17 208V210L19 209L18 207H16ZM90 208H92L93 209V207H90ZM129 208V207H128ZM156 208V207H155ZM27 209V208H26ZM89 209V208H88ZM92 209H90L91 211H92ZM95 210H97L96 208H94ZM141 209H145V208H142L141 207ZM179 209V208H178ZM181 209V208H180ZM15 210V209H14ZM152 210V209H151ZM151 210H149L148 211V213H150V215L151 214H153V213H151V212H153V211H151ZM156 210H160V209H156ZM164 210V209H163ZM216 211L217 213L215 214V215H210V211ZM21 211V210H20ZM90 211V212H91ZM128 211V210H127ZM139 211V210H138ZM222 211V212H221ZM22 212V211H21ZM25 212L26 211H24V213H21L22 214V218H24L25 216H27L28 215V213L25 215ZM29 212V211H28ZM90 212H88L89 214H90ZM94 212H96V211H94ZM20 213V212H19ZM19 213H17L18 215H19V218L21 217L20 215L21 214H19ZM88 213H87V215H88ZM135 213V212H134ZM143 213H145V212H143ZM161 213V211L160 212H158V211H156V214H160ZM225 213V212H224ZM99 214V213H98ZM122 214V213H121ZM164 214V213H163ZM212 214H214V213H212ZM23 215H24V217H23ZM30 215H32V214H30ZM119 215V214H118ZM135 215V214H134ZM160 215H162V214H160ZM160 215H156V217L157 218H159V216ZM226 215H227V212H226ZM225 215V216H226ZM103 216V215H102ZM146 216H148L147 217V219L148 218H151V219H153V217H155V215L152 217V215L151 216H149V215H146ZM146 216H145V218H144V222H143V225L141 226V227H139L141 230H146V228H148L149 229V233H151V232H154V230L153 231H151L150 230V228H149V226H148V224H149V222H148V220L146 219ZM164 216H166V214L165 215H163V218H164ZM30 217V216H29ZM34 217V216H33ZM90 217V216H89ZM92 218H93V216H91ZM107 217V216H106ZM227 217V219H229L228 218V215L226 216ZM27 218V217H26ZM26 218H25V220H26ZM46 218V217H45ZM97 218H99V217H97ZM96 218V219H97ZM138 218V217H137ZM156 218V219H157ZM224 220H223V219ZM21 219V218H20ZM28 219V218H27ZM42 219H44V218H42ZM40 220V218H39V220L40 221H42L41 223V225H43V221L45 222V220ZM94 219V218H93ZM102 219V218H101ZM155 219V218H154ZM186 219H187V221H186ZM29 220V219H28ZM34 220V219H33ZM39 220H37L39 223L37 224V223H35L36 225H38L39 226V224H40V221ZM92 220V219H91ZM27 221V220H26ZM32 221V220H31ZM93 221V220H92ZM98 221V220H97ZM104 221V220H103ZM138 221V220H137ZM141 221V220H140ZM153 221V220H152ZM155 221V220H154ZM159 221V220H158ZM158 221L156 222V223H158ZM23 222V221H22ZM25 222V221H24ZM101 222V221H100ZM103 223V222H102ZM107 223H108V220H107ZM106 223V224H107ZM45 224V223H44ZM104 225H105V222L103 223ZM165 224H166V226H165ZM7 225V224H6ZM24 225V224H23ZM35 225V226H36ZM125 225V224H124ZM19 226V225H18ZM38 226H37V228L36 227H34V228H36V230L35 229H33V230H35L34 231V233H33V239H34V245H32L33 246V251L31 252L32 253V260H31V264H40V260H42V258H40V256H39V253L41 252V250H43L42 248L46 245L44 242V240H45V238H44V240H43V235H41L40 234V231H43L44 230V226H43V229L41 230L40 228H42L41 226L38 228ZM138 226H139V224H138ZM159 226H160V224H159ZM29 227H30V225H29ZM64 227H66V226H64ZM63 227V228H64ZM107 226H105V228H106ZM110 225L106 228V230H107V232H106V236H105V238H104V245L105 244H107L108 242H110V234L112 233V234H114L113 232H110ZM129 227V226H128ZM151 227V226H150ZM231 227H233L234 229H231ZM39 230V232H38V230ZM59 229V228H58ZM121 229H123V228H121ZM237 229V228H236ZM64 230V229H63ZM114 230V229H113ZM112 230V231H113ZM134 230V229H133ZM140 230V231H141ZM233 230H235V231H233ZM48 231V230H47ZM62 231V230H61ZM60 231V232H61ZM69 231H70V229H69ZM151 231V232H150ZM159 231V232H158ZM64 232H66L67 233V230H65ZM64 232H63V235H62V238H63V236L66 234H64ZM71 232V231H70ZM147 232V235H149V237L148 238H152L151 236L152 235H154L155 234V232H154V234L152 233V234H149ZM158 232V233H157ZM69 233V232H68ZM146 233V232H145ZM144 233V234H145ZM42 234H45V233H42ZM51 234V233H50ZM56 234V233H55ZM83 234V233H82ZM112 234H111V236H112ZM127 234V233H126ZM141 235L140 237H142V238H138L139 240H142L143 239V237L146 235ZM224 234H226V235H224ZM59 236H60V234H58ZM67 236L69 235V234H66ZM72 235V234H71ZM127 235H129V233L127 234ZM135 235V234H134ZM151 235V236H150ZM224 235V236H223ZM46 236V235H45ZM49 236V235H48ZM130 236H132V235H130ZM51 237V236H50ZM49 237V238H50ZM80 237V236H79ZM113 237H114V235H113ZM146 237V236H145ZM221 237L223 238V239H221ZM48 238V237H47ZM52 238V237H51ZM70 238H71V236H70ZM131 238V237H130ZM135 238V237H134ZM133 238V239H134ZM127 239V238H126ZM147 239V238H146ZM153 239H158V238H156V236H155V238H153ZM153 239H151L152 240V242L150 243V241H149V243L150 244H152V246H153V248L155 247V245L154 244H156V243H158V240H157V242H154L153 243ZM57 240V239H56ZM71 240H72V238H71ZM120 240V239H119ZM118 240V241H119ZM123 240V239H122ZM128 240V239H127ZM129 240H131V239H129ZM148 240V239H147ZM160 240V239H159ZM225 240V239H224ZM234 240V241H235ZM62 241V240H61ZM64 241H68L69 242V238H68V240H64ZM155 241V240H154ZM162 241V240H161ZM164 241V240H163ZM233 240H232V242H230V243H233L234 242ZM67 242V243H68ZM72 242V241H71ZM117 242V241H116ZM160 242V241H159ZM164 242V243H165ZM224 242V243H223ZM225 242H226V245H225ZM66 243V242H65ZM73 243V242H72ZM78 243V242H77ZM112 243V242H111ZM132 243V245H133V242H131ZM130 243V244H131ZM136 243H137V240H136ZM138 243H139V241H138ZM143 243V242H142ZM144 243H145V241H144ZM181 243V242H180ZM242 243V242H241ZM241 243L240 244H238V243H236V244H238V246L240 245V246H242L241 245ZM244 243L245 244H247L245 241H244ZM244 243H243V245H244ZM43 244H45L44 246H43ZM61 244V243H60ZM64 244V243H63ZM68 244H70V243H68ZM74 244V243H73ZM140 244H141V241H140ZM150 244L148 245V246H150ZM159 244V243H158ZM157 244V245H158ZM166 244V243H165ZM179 244V243H178ZM177 244V245H178ZM182 244V243H181ZM181 244H179V245H181ZM187 244V245H188ZM236 244L235 245H233L234 247H236ZM15 245V244H14ZM59 245V244H58ZM128 245H129V243H128ZM139 245V244H138ZM137 245V247L140 249V246H138ZM157 245H156V248H157ZM170 245V246H169ZM184 245V244H183ZM182 245V246H183ZM223 245H225V246H223ZM231 245V246H232ZM31 246V245H30ZM43 246V247H42ZM66 246V245H65ZM73 246V245H72ZM117 247L115 248V247H110L111 249L109 250V252L107 253L106 252V250H105V248H107V247H105L104 246V250L103 251H105L107 254H105V255H103V254H99L98 256H100V258H99V264H141L142 263V259H143V261L146 263V264H163L162 263V261H161V259L159 260L158 258V256H157V253H158V255H159V252H156V254H154L153 252H155V251H157L156 249H154V251L152 252L151 251V248H150V250H149V248H147V246L145 247L144 245V247L145 248H147V249H145V251L144 252H142V253H144V254H142V259H141V262L140 261H138L139 260V258H138V260L136 259V255L134 256L135 257V259L134 260H136V261H138V262H140V263H137V262H132L130 259L129 260H126V259H124V257L122 258V256L123 255H125L124 254V252L126 251V249L124 250L123 249V247L122 246H124V245H121L120 244V241H119V244L118 245H116ZM126 246V245H125ZM136 245L134 244L133 245V249H134V247H135ZM151 246V247H152ZM164 246V245H163ZM166 246V245H165ZM229 246H230V244H229ZM230 246V247H231ZM239 246V247H240ZM184 247V246H183ZM227 247V246H226ZM238 247V248H239ZM243 247V246H242ZM245 248H246V246H244ZM26 248V247H25ZM69 248H71V247H69ZM113 248H115L116 249V252L118 253V258L113 262L112 261V254L114 253V252H112V250L114 251V249ZM124 248H127V247H124ZM137 248V249H138ZM141 248H143L142 246H141ZM162 248V247H161ZM175 248V247H174ZM173 248V249H174ZM228 248V247H227ZM226 248V250H229V248L227 249ZM231 248H233V247H231ZM230 248V249H231ZM5 249V248H4ZM21 249V248H20ZM50 249V248H49ZM61 249V248H60ZM65 248L63 247V250H64ZM67 249V248H66ZM138 249V250H139ZM168 249V248H167ZM172 249V250H173ZM176 249V248H175ZM242 249L243 248H241V251H242ZM18 250V249H17ZM31 250V249H30ZM70 250V249H69ZM123 250H124V252H123ZM129 250V246H128V248H127V251ZM143 250V249H142ZM166 250V249H165ZM178 250H177V252H178ZM209 250V252H210V256L207 254V251ZM214 250H212V252L214 251ZM232 250V249H231ZM3 251V250H2ZM59 251V250H58ZM62 251V250H61ZM60 251V252H61ZM75 251V250H74ZM131 251V250H130ZM140 251V250H139ZM159 251V250H158ZM224 252H225V250H223ZM223 251H220L219 250V252H222V253H224ZM235 251H237V249L235 248ZM243 251H245V250H243ZM240 252L239 250H238V252H240L241 254H239L238 253V255L236 256L235 254H236V252H235V254H234V251L232 252L233 254L232 255H234V257L236 256V257H238L237 258V260H238V262H237V260H236V258H235V260L232 258V259H229L230 261L227 263V264H236V263H234V262H237L238 264H254L253 263V261H255V263H256V260H257V258L256 259H251V260H253L252 262H251V260H248L249 258H248V256H250L247 252ZM30 252H29V254H30ZM44 252V251H43ZM41 253V256H43L44 255V253ZM48 252V251H47ZM63 252V251H62ZM69 252V251H68ZM72 252V251H71ZM115 252V253H116ZM123 253V255L122 256H120L121 254L120 253ZM129 252V251H128ZM128 252H127V254H128ZM141 252V251H140ZM140 252H138L137 251V253H139L140 254ZM208 252V253H209ZM214 252V253H215ZM218 252V254H221L222 255V253H219ZM227 252V251H226ZM225 252V253H226ZM230 252V251H229ZM228 252V253H229ZM249 252V251H248ZM135 253V252H134ZM162 253V252H161ZM181 253V254H182ZM213 253V254H214ZM231 253V252H230ZM26 255H27V253H25ZM28 254V255H29ZM43 254V255H42ZM47 254V253H46ZM65 254V253H64ZM120 254V255H119ZM129 254H130V252H129ZM129 254L127 255V257L129 256ZM163 254V253H162ZM166 254V253H165ZM216 255H217V252L215 253ZM248 254V255H247ZM31 255V254H30ZM68 256H70L69 255V253L67 254ZM115 255H117V254H115ZM184 255L183 256H181V258L182 257H184ZM224 255H226V254H224ZM229 255V254H228ZM227 255V256H228ZM232 255H230V256H232ZM114 256V255H113ZM139 256V255H138ZM141 256V255H140ZM158 258H157V257ZM160 256V258H161V255H159ZM164 256V255H163ZM177 256V255H176ZM226 256V257H227ZM233 257V256H232ZM39 258H40V260H39ZM47 258V257H46ZM45 258V259H46ZM125 258H126V256H125ZM130 258H131V255H130ZM164 258H165V256H164ZM176 258V257H175ZM180 259V255H179V257L177 256V260L179 261V259ZM229 258H231V257H229ZM21 258H19V255H18V257H17V263L18 264H22V260H20ZM124 259V260H123ZM166 259V258H165ZM187 259V258H186ZM189 259V258H188ZM187 259V260H188ZM226 259V258H225ZM228 259V258H227ZM227 259L226 260H224L225 262L227 261ZM261 260H259L260 262L258 263V264H264V258L262 259V258H260ZM54 260V259H53ZM73 260V259H72ZM163 260V259H162ZM180 260H183V259H180ZM186 260V261H187ZM190 260H192V259H190ZM233 260V261H232ZM44 261V260H43ZM160 261H161V263H160ZM165 261V260H164ZM174 261H176V260H174ZM184 261H185V258H184ZM185 261V262H186ZM193 261H192V264H193ZM2 262V261H1ZM29 262H30V258H29ZM28 262V263H29ZM70 262H71V260H70ZM70 262H68L69 264H70ZM170 262V261H169ZM180 262V261H179ZM223 262V261H222ZM258 262V261H257ZM45 263V262H44ZM144 263V264H145ZM165 263V262H164ZM187 263V262H186ZM185 263V264H186ZM188 263H189V261H188ZM220 263V262H219ZM1 264V263H0ZM2 264H4L3 262H2ZM43 264V263H42ZM50 264V263H49ZM167 264V263H166ZM173 264H175V262L173 263ZM177 264V263H176ZM179 264V263H178ZM180 264H182V261L180 262ZM184 264V263H183ZM218 264V263H217ZM257 264V263H256Z\"/></svg>",
    "mask_w": 264,
    "mask_h": 264
}]
</instances>
